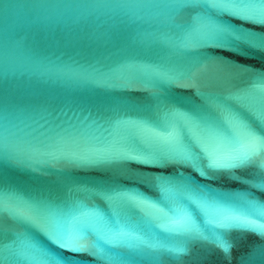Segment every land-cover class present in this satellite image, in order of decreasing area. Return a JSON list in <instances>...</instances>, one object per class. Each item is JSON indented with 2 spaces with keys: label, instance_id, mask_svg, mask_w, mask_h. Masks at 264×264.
<instances>
[{
  "label": "snow or ice",
  "instance_id": "snow-or-ice-1",
  "mask_svg": "<svg viewBox=\"0 0 264 264\" xmlns=\"http://www.w3.org/2000/svg\"><path fill=\"white\" fill-rule=\"evenodd\" d=\"M132 7L144 10L138 19L159 23L172 33L148 35L185 54L189 66L177 71L166 63L133 59L106 71L83 66L71 70L65 96L72 115L53 116V127L75 130V122L91 120L103 129L111 137L104 147L71 156L81 162L77 169L110 175L83 183L65 177L90 194L62 200L26 193L0 175V264H76L83 256L94 264H136L146 257L158 264H185L197 246L207 245L230 258L233 231L264 241V200L255 195L264 193V73H254L250 83L226 91L197 88L198 104L168 93L173 86L195 87L203 63L196 66L194 60L205 57L204 49L243 56L264 53V31L223 19L264 28V0H135ZM143 79L148 83L142 84ZM90 80L108 86L116 82L119 93L147 95L138 100L117 94L99 101L73 95L71 81ZM84 111L88 114L81 119ZM10 151L17 152L18 146L5 135L0 142L5 165ZM45 154L53 160L69 155L63 148ZM152 168L173 172L144 171ZM243 172L248 174H238ZM224 177L247 190L222 191L210 183ZM141 185L155 195L142 191ZM217 192L234 195L217 197ZM97 199L106 210L94 203ZM145 223L151 225L155 242L145 235ZM37 235L57 251L41 244ZM240 264H264V242Z\"/></svg>",
  "mask_w": 264,
  "mask_h": 264
},
{
  "label": "water",
  "instance_id": "water-1",
  "mask_svg": "<svg viewBox=\"0 0 264 264\" xmlns=\"http://www.w3.org/2000/svg\"><path fill=\"white\" fill-rule=\"evenodd\" d=\"M248 29H253L257 32L264 31L260 26H253L249 24ZM241 66H244L242 69ZM246 69V70H245ZM254 73H264V53L249 52L247 56H240L238 61L235 76L229 89L233 87H242L251 82ZM247 175V172L238 173ZM198 182L205 183L199 180ZM216 189L230 192L246 191L247 187L237 182L229 180L227 177L221 178L217 181L210 182ZM217 197H230L234 194L227 192L215 193ZM255 195L258 199L264 200V193L256 191ZM214 236L208 235L209 240H214ZM233 247L231 249L230 258H227L220 250L205 246H197L192 255L188 257L185 264H240L242 257H244L254 246H259L262 241L258 236L253 234H244L242 232L233 231L229 237ZM155 264H158L157 260Z\"/></svg>",
  "mask_w": 264,
  "mask_h": 264
}]
</instances>
